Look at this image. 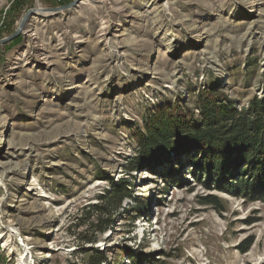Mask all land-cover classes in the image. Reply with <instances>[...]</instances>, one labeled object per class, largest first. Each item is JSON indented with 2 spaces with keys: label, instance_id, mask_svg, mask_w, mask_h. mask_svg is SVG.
<instances>
[{
  "label": "rangeland",
  "instance_id": "obj_1",
  "mask_svg": "<svg viewBox=\"0 0 264 264\" xmlns=\"http://www.w3.org/2000/svg\"><path fill=\"white\" fill-rule=\"evenodd\" d=\"M0 0V264H264V204L183 156L129 171L160 111L264 98V0ZM194 170V171H193ZM194 173V174H193ZM127 185L111 226L90 206ZM213 196L217 205H203ZM251 242L250 248H245Z\"/></svg>",
  "mask_w": 264,
  "mask_h": 264
},
{
  "label": "trees",
  "instance_id": "obj_2",
  "mask_svg": "<svg viewBox=\"0 0 264 264\" xmlns=\"http://www.w3.org/2000/svg\"><path fill=\"white\" fill-rule=\"evenodd\" d=\"M195 108L198 119L167 111L149 116L143 131H137L138 153L129 161V171L171 165L189 156L195 175L221 186H206L207 190L217 189L264 204V98H253L246 108L236 109L205 91L198 93ZM128 198L127 185L112 183L99 203L90 206L93 221L87 225L94 233L92 238H84L85 244L96 243V236L108 231L114 215ZM203 201V205H217L213 196ZM250 246L251 242L243 253ZM104 262V253L96 250L86 264Z\"/></svg>",
  "mask_w": 264,
  "mask_h": 264
},
{
  "label": "water",
  "instance_id": "obj_3",
  "mask_svg": "<svg viewBox=\"0 0 264 264\" xmlns=\"http://www.w3.org/2000/svg\"><path fill=\"white\" fill-rule=\"evenodd\" d=\"M81 0H75L73 3H71V4H69V5H67V6H64V7H60V8H56V9H51V10H47L48 12H53V13H57V12H60V11H64V10H68V9H70V8H73L75 5H77L79 2H80ZM24 23H25V18L22 20V22H21V24H20V27H19V29L17 30V32L13 35V36H11V37H9V38H7V39H5V40H2V41H0V44H3V43H5V42H7V41H10V40H12L19 32H20V30H21V28L23 27V25H24Z\"/></svg>",
  "mask_w": 264,
  "mask_h": 264
}]
</instances>
